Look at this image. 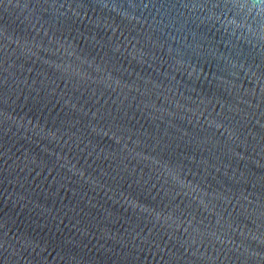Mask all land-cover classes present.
Returning <instances> with one entry per match:
<instances>
[{"label":"water","instance_id":"95a60500","mask_svg":"<svg viewBox=\"0 0 264 264\" xmlns=\"http://www.w3.org/2000/svg\"><path fill=\"white\" fill-rule=\"evenodd\" d=\"M0 264H264V0H0Z\"/></svg>","mask_w":264,"mask_h":264}]
</instances>
